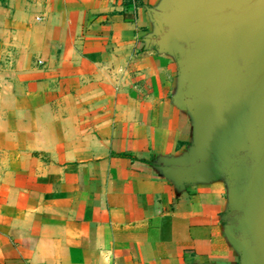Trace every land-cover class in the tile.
Listing matches in <instances>:
<instances>
[{"label": "crops", "instance_id": "0c3cea01", "mask_svg": "<svg viewBox=\"0 0 264 264\" xmlns=\"http://www.w3.org/2000/svg\"><path fill=\"white\" fill-rule=\"evenodd\" d=\"M163 0H0V264H240L193 146Z\"/></svg>", "mask_w": 264, "mask_h": 264}, {"label": "water", "instance_id": "95a60500", "mask_svg": "<svg viewBox=\"0 0 264 264\" xmlns=\"http://www.w3.org/2000/svg\"><path fill=\"white\" fill-rule=\"evenodd\" d=\"M149 12L147 42L175 56V102L194 123L192 148L167 176L225 178V234L240 264H264V0H163Z\"/></svg>", "mask_w": 264, "mask_h": 264}]
</instances>
